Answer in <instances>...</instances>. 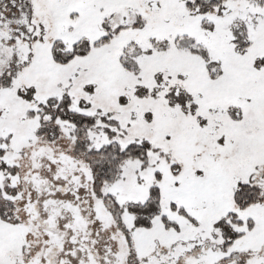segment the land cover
Segmentation results:
<instances>
[{
	"label": "snow or ice",
	"instance_id": "snow-or-ice-1",
	"mask_svg": "<svg viewBox=\"0 0 264 264\" xmlns=\"http://www.w3.org/2000/svg\"><path fill=\"white\" fill-rule=\"evenodd\" d=\"M0 264H264V0H0Z\"/></svg>",
	"mask_w": 264,
	"mask_h": 264
}]
</instances>
